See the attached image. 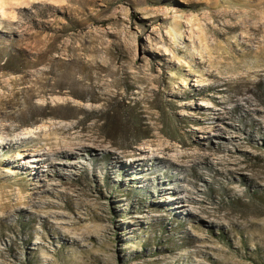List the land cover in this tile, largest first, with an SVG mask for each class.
<instances>
[{
  "label": "rangeland",
  "instance_id": "rangeland-1",
  "mask_svg": "<svg viewBox=\"0 0 264 264\" xmlns=\"http://www.w3.org/2000/svg\"><path fill=\"white\" fill-rule=\"evenodd\" d=\"M0 264H264V0H0Z\"/></svg>",
  "mask_w": 264,
  "mask_h": 264
},
{
  "label": "bare ground",
  "instance_id": "bare-ground-1",
  "mask_svg": "<svg viewBox=\"0 0 264 264\" xmlns=\"http://www.w3.org/2000/svg\"><path fill=\"white\" fill-rule=\"evenodd\" d=\"M71 2H74V1H76V0H70ZM35 2V1H34ZM20 4V3H19ZM56 73V72H55ZM161 133H165V131H161ZM158 134H160V133H158ZM161 135V134H160ZM164 136V135H163ZM139 137V136H138ZM142 138H144V137H140L139 139H136V140H134V142L135 141H138L139 142V140H141ZM145 139V138H144ZM89 141L91 142V143H93V144H103L104 143V141H101V140H97V139H95V138H89ZM142 141V140H141ZM136 143V142H135ZM147 144V143H146ZM126 145V144H125ZM130 145H132V143L130 144ZM129 146V145H128ZM150 146H151V150L153 151V153H154V155H153V157L151 158V161H153L154 163H155V165H161V164H165V163H167V162H169V163H174V161L170 158V157H166L165 155H166V153H168V152H170V151H172L173 150V146H170V145H167V143L165 144V143H163V141L160 139V137L158 136V135H154V140H152V141H150ZM86 148V144H84L83 146H82V148L80 149V150H84ZM128 148V147H127ZM70 149H72V146H71V148ZM138 150H139V152H138ZM145 150V149H144ZM105 151V155H111V151H109L108 149H106V150H104ZM141 151V152H140ZM142 150H140V149H135V147H134V149H133V152L132 153H130V156H131V158L133 159V158H135V157H137L138 155H141L142 154ZM64 153V152H63ZM165 154V155H164ZM142 157V156H141ZM111 159L110 160H112V161H114V163H119V161H120V159L118 158V157H110ZM168 159H171V161L170 160H168ZM143 160H146V159H143ZM147 160H148V158H147ZM35 161H41L40 159H36ZM149 161V160H148ZM132 165L135 167L136 165H137V159H133V161H132ZM37 168V173L36 174H39V171H38V168L40 167V166H36Z\"/></svg>",
  "mask_w": 264,
  "mask_h": 264
}]
</instances>
